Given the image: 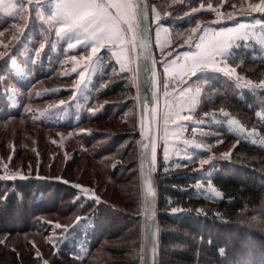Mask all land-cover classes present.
I'll use <instances>...</instances> for the list:
<instances>
[{
    "label": "rangeland",
    "instance_id": "obj_1",
    "mask_svg": "<svg viewBox=\"0 0 264 264\" xmlns=\"http://www.w3.org/2000/svg\"><path fill=\"white\" fill-rule=\"evenodd\" d=\"M148 1L154 43L153 182L159 188L163 176H189L196 195L220 200L223 194L213 185L211 176L218 170V164L232 159L236 142L227 139V133L261 146L264 138L256 128L240 121L227 99L217 98L207 79L211 76L224 81L231 79L234 93L247 91L258 96L262 91L264 94L261 84L264 71L261 81L251 80L238 73V65L231 58L235 48L244 46V52L251 49L255 58L264 59V13L251 10L260 0ZM54 12L55 0H31V3L0 0V177H16L0 179V264H71L62 259L59 244L75 235L76 229L83 230L81 237H85L91 222L89 217L97 215L92 209L76 215L71 208L76 197L81 200L77 209L87 203L115 204L124 213L104 210L107 220L115 218L123 225L120 233L124 236L101 241L90 263L142 264L146 204L138 156L137 32L101 47L99 55L88 60L90 48L69 49L70 41L55 35L59 23ZM11 17L14 22L3 20ZM224 29H233L243 37L233 41L225 54L217 57L219 68L235 69V72L228 75L213 67L197 72L196 76L185 74L191 61L184 54L197 51L194 45L199 37H204L207 43ZM71 42L75 43V39ZM72 56H76L75 61ZM105 63L109 64L106 76ZM36 78L39 79L34 82ZM22 82L28 85L23 87ZM109 85L111 89L120 86L127 89L99 97L98 91ZM130 89L135 90L134 96L130 95ZM207 100H214L208 108ZM258 101L256 115L264 120V96L260 95ZM255 159L264 176L262 160ZM201 160L209 163L201 164ZM26 180L48 185L46 195L52 192L57 198L64 191L75 195L62 199L61 211L53 214H35V211L25 214L26 206L20 199L4 205L6 196L17 197L18 188L22 199L30 201L40 195V190L27 191ZM16 182L18 185L14 186ZM50 200L49 197L44 200L48 202L46 207L52 205ZM172 202L169 199V213L176 215L180 207ZM173 208L177 209L175 213ZM12 210L16 214L11 215ZM19 212H23V218ZM239 223L226 231V235L229 238L239 235L243 254L230 250L234 241L228 238L229 258L224 262L264 264V203L243 212ZM162 229L161 223L155 228L152 264H169L171 251L183 254L186 249L182 243L174 247L166 245L163 249ZM179 237L186 240L189 235L185 232ZM83 245L81 238L73 255L76 259L81 255L78 258L81 260L90 250ZM196 254V264L207 261L202 248ZM187 261L181 259V264Z\"/></svg>",
    "mask_w": 264,
    "mask_h": 264
},
{
    "label": "trees",
    "instance_id": "obj_2",
    "mask_svg": "<svg viewBox=\"0 0 264 264\" xmlns=\"http://www.w3.org/2000/svg\"><path fill=\"white\" fill-rule=\"evenodd\" d=\"M3 20L12 21L13 18L11 17L7 20ZM14 21L15 20H13V22ZM1 23L3 24L4 22L1 21ZM244 50V46L243 48L242 46L235 48L234 54L231 57L233 64L238 65L237 70L240 75L257 82L261 81L263 79L264 59L255 58V53H253L251 49L247 48L246 52H244ZM108 67L109 64L105 63L104 76L107 74ZM42 71H44V69ZM38 79L39 78H36L34 82ZM99 79H103L102 75L99 76ZM28 82H22L23 87H26ZM207 85H212L213 91L217 92V98L223 97V99H227L231 103V110L238 114L242 123L249 127L256 128L264 138V120L256 115L260 104L258 99L260 95L262 97L264 96L262 91L258 96L247 91L242 94L234 93L232 91L235 90V85L231 79L224 81L221 77L214 76L207 79ZM111 87L112 86L109 85L99 90V97H106L110 92L118 94L117 91L121 92L127 89V87L123 86L114 89H111ZM129 91L130 95H135V90L130 89ZM212 101L214 100L206 101V108H208ZM5 110H7V108H5L4 111ZM227 139L236 142L232 159L227 163L218 164V170H215L211 176L213 185L223 194L222 199L213 201L207 197L196 195L194 186L192 185L193 181L189 179V176L172 175L160 178L159 194L161 202L159 204V223L163 226L161 232L164 245L163 249H166V245L174 247L179 243L185 244L186 246L183 254L171 251L172 257H169V264H181V259L188 260L185 264H196L198 260V255L196 253L199 248H202V251L207 257V261H202L201 264H212V262L214 264H226L224 259L227 260L229 258L227 248L230 249L229 246H227L230 236L226 235V231L228 232L229 229L240 224L242 213L247 209L259 208L264 203V176L258 169L259 163L254 161L256 160L255 158L259 157L262 160L261 163L264 164V146L255 145L247 138L238 137V135L231 132L227 133ZM38 182V180H26L24 184V186L27 184L28 192L33 193V191H41L37 198H33L30 201L20 198L23 194H21L18 188L17 197L9 198V196H6V203L10 205L14 199H20V202L23 201L26 206V209L23 210L25 214L34 211L37 212L35 214H53L56 213V211H61L59 209L62 199L65 200L75 195H71L70 191L59 193L57 198L55 196L56 194H52V192L49 193L50 195H46L44 191H47L48 185H44L43 183L38 184ZM16 184L18 185L16 182L14 186H17ZM69 190L73 193H77L74 189ZM48 197L51 199L49 203H52V205L49 204L51 206L46 207L48 202L44 203V200H47ZM169 199H173L172 205L176 204L180 207L177 213L178 215L169 213ZM80 201L81 200L76 197L71 207L75 210L74 213L76 215L86 214L90 209L96 211L97 215L89 217L91 222L88 223L87 231L84 232L85 237H81L83 230L76 229L73 233L75 235L72 237H68L63 241L62 238L59 239L58 244L62 242L59 244L58 250L62 253V259L67 260L68 263L91 264L90 258L93 256V252L100 247L104 239L112 240L119 236H124L123 233H120V230L123 229V225L121 226L120 222L115 218L107 220L106 218L109 217L104 210L115 209L117 214L123 215L124 213L120 207H117L115 204L114 206H109L102 203L100 205L87 203L86 205L82 204L81 208L77 209ZM39 210L41 212H39ZM10 212L11 215L15 213L13 210ZM23 212L17 214L22 217ZM23 220L24 219H22V224H25L26 221L24 220V222ZM73 226L74 225H72L71 228H73ZM113 227L119 228V231H115ZM185 232L189 235V238L186 240L179 237L184 235ZM192 236L195 237V239L192 240L190 238ZM238 236L239 235L229 238L230 241H234L233 249L230 250H234L237 254L242 255L244 247L239 246L240 240ZM81 238L84 241V248L90 250L86 256L82 257L80 260L78 258L81 255H78L79 257L77 259L73 255H75V247H77ZM199 238H202L201 241H197ZM221 249L224 250L223 255L220 253ZM167 262L168 261H166V263Z\"/></svg>",
    "mask_w": 264,
    "mask_h": 264
},
{
    "label": "snow or ice",
    "instance_id": "obj_3",
    "mask_svg": "<svg viewBox=\"0 0 264 264\" xmlns=\"http://www.w3.org/2000/svg\"><path fill=\"white\" fill-rule=\"evenodd\" d=\"M27 2L31 3V0H27ZM251 10L264 13V0H260L258 4H253ZM192 11L196 12L197 9ZM140 15V6L135 0H120L119 3L114 2V0H55L54 17L59 23L55 35L61 39L67 38L70 41L67 45L69 49H75L78 46L90 48L91 56L88 57V60H91L93 56L99 55L101 47L115 44L123 40L126 34L139 31L141 26L138 17ZM143 15L147 19L146 9L143 11ZM159 28L160 25L157 24V29ZM147 31L148 28L144 27L143 32L147 33ZM193 31H196V29H193ZM241 38H243L241 34L234 32L233 29L221 30L207 43L204 37H199L198 42L194 45L197 51L184 54L186 60L191 61L190 64L186 65L185 74L196 76L197 72L216 67L217 70L232 75L235 69L219 68L217 57L223 56L231 47L232 42ZM73 39H75V43L71 42ZM113 55H116V53H113ZM72 60L75 61L76 56H72ZM164 63L166 64L167 61ZM121 67L123 68V65ZM73 71H76V69L73 68ZM143 71L150 73L153 70L145 66ZM237 79L240 78L237 77ZM81 80H83V73H81ZM261 84L264 85V81H261ZM164 88L167 89L166 83ZM189 99L194 100V97H189ZM186 119L188 118L186 117ZM208 163V160H201V164ZM15 178V176L0 177V179ZM20 178L25 177L21 176ZM77 187L79 186L77 185ZM152 195L149 185L145 192L146 205H150ZM4 205H6V202ZM176 211L177 209H172L173 213ZM57 227H60V225H57ZM220 253L223 255L224 250L221 249Z\"/></svg>",
    "mask_w": 264,
    "mask_h": 264
},
{
    "label": "water",
    "instance_id": "obj_4",
    "mask_svg": "<svg viewBox=\"0 0 264 264\" xmlns=\"http://www.w3.org/2000/svg\"><path fill=\"white\" fill-rule=\"evenodd\" d=\"M140 6L141 15L138 17L140 30L137 31V82L140 112V137L138 139V156L140 173L143 184L146 188L150 185L152 198L150 205H146L144 214V243L142 264H152V246L155 238V228L159 224V188L152 179V151L154 141V43L151 25V11L148 0H135ZM147 10V19L144 18L143 11ZM147 27V33L143 28ZM143 37V38H142ZM148 66L153 71L145 73L144 67Z\"/></svg>",
    "mask_w": 264,
    "mask_h": 264
}]
</instances>
